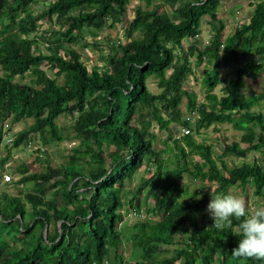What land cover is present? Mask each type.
Masks as SVG:
<instances>
[{"label":"trees","instance_id":"1","mask_svg":"<svg viewBox=\"0 0 264 264\" xmlns=\"http://www.w3.org/2000/svg\"><path fill=\"white\" fill-rule=\"evenodd\" d=\"M129 1L0 0V145H10L0 156V168L10 148L37 136L42 145L77 140L65 162H49L37 147V153L9 167L18 175L13 181L18 189L0 193V264H102L108 255L115 260L125 245L129 253L123 260L129 264H241L231 255L239 243L238 222L218 229L204 210L211 195L226 194L237 183L252 184L264 200V161L243 159L227 166L221 159L264 155V115L258 108L264 82L258 92L241 91L246 75L264 77V0L251 2L247 19L224 37L216 15L219 0H141L144 5L134 6L107 51L92 41L103 64L87 68L72 45L82 49L87 36L115 27ZM203 15L211 34L197 46ZM38 20L46 24L40 31ZM191 57L195 65L203 59L211 64L201 78L206 103L182 88L192 72ZM219 61L235 68L216 96L211 89L218 82ZM46 67L55 68L53 76ZM148 78L156 92L148 89ZM183 96L194 120L181 117ZM60 115L71 118L64 136L55 121ZM26 117L32 121L5 143L9 124ZM151 123L167 131L170 156L159 157L169 144L152 145ZM170 123L187 132L173 137ZM221 123H232L241 134L239 142L226 143L223 137L221 152L213 157L211 144L196 142L192 132ZM31 165L35 170L29 172ZM140 167L145 174L128 194L121 192ZM192 183L193 194L187 195ZM197 195L202 198L196 200ZM123 202L134 213L144 206L146 214L119 227Z\"/></svg>","mask_w":264,"mask_h":264},{"label":"rangeland","instance_id":"2","mask_svg":"<svg viewBox=\"0 0 264 264\" xmlns=\"http://www.w3.org/2000/svg\"><path fill=\"white\" fill-rule=\"evenodd\" d=\"M159 0H153V2H157ZM257 0H219L218 6L216 9V15L220 17L223 21V37L231 33L233 28L238 25L240 22L244 21L247 19L251 9H252V4L251 2H254ZM152 2V3H153ZM136 4L144 5V1L141 0H130L127 5L124 13L121 15V20L119 23L115 25V27L108 29V28H103L100 29L96 35L93 37L87 36L86 41L87 44L82 47V49L78 45H72L75 48H78L80 51V58L82 62L86 65L87 68H90L91 66L95 64L102 65L103 61L99 59L98 53L99 51L93 46L92 41L94 40L95 43L98 44V47L103 51H107L108 46L111 45L112 42H115L123 33L124 26L127 25L128 21L132 18L133 16V8ZM34 9L37 8V5L33 6ZM40 23L37 26L38 31L43 29L46 24L42 20H38ZM210 28H209V23H208V16L203 15L200 18V25H199V33L197 37L194 38V42L197 44V46H201L202 44L206 43L208 38L210 37ZM82 42V41H81ZM41 49H43L42 45ZM182 49H186V43L182 41L181 43ZM175 51V50H174ZM206 59H203L201 63L198 65L194 64V59L193 57L190 58V66L192 72L187 75V78L182 84V88L185 90H189L195 95V100L197 102H202L206 103L205 99V93H206V87L201 83V78L203 74V68L210 65H207L205 61ZM243 59L240 60L238 64L243 63ZM206 63V64H205ZM235 68V64L233 62H227L223 63L222 61H219L218 65L216 66V72H217V77H218V82L216 85L211 89V92H213L216 96L221 95L222 93V88L224 87L226 80L231 76ZM46 72L49 76H53V71H55V68L53 69H48L47 67L45 68ZM246 83L243 84L241 91L245 94H248L249 92H258L264 82V77L262 74H256L254 76L251 75H246ZM147 87L150 91L156 92L157 88L155 86L154 79L148 78L147 79ZM185 102L186 98L183 96L178 107L180 109V114L182 118H190L191 120H194L196 113L189 114L186 112V107H185ZM255 108V107H254ZM258 108L261 110V112L264 115V103L260 102L258 105ZM164 115V113H161ZM32 121L31 117H26L22 121L14 122L9 124V136L12 138L13 134L15 132H18L21 130L23 127H27V125ZM56 125L59 128V133L61 135H65L68 133L69 129V124L71 122V118L68 115H60L58 118H56ZM232 123H221V124H213L210 125L206 128H199L198 132L193 133V138L195 139L196 142H204V143H210L211 148L210 152L215 157L221 152V147H222V142L221 139L224 137L226 143H231L232 141H238L239 142V137L241 134L240 130L234 129L231 125ZM183 126L170 123L169 124V129L172 131L173 137H178L179 134L178 132L184 134L186 132V129L181 128ZM213 127L216 130H213ZM6 128V126H4ZM150 130L154 134V138L152 139V145L158 149H163L166 147L167 144H169V148L167 151H163L160 153L159 157L163 156H170L171 155V150L173 147V142H171L170 139L166 138L167 131L165 129H160L157 127L155 123L150 124ZM178 131V132H177ZM6 132V131H5ZM30 134V133H29ZM28 134V135H29ZM77 143L76 139H62L61 141H57L55 143L51 144H45L42 145L41 142H39V138H32L29 143H27L26 146H18L15 148H10L9 150V155L4 162L2 168H0V193L4 192L7 194H14L17 192V189L14 185V180L18 177L17 174L11 173L9 171V167H13L17 165L19 162L25 160L29 153L34 152L37 147H41V149L45 150L44 156L49 159V162L51 163H58V162H65L67 161L68 158V153H69V148ZM183 144V143H182ZM5 146H10L8 144H2L0 145V156H5L6 155V148ZM240 146H245L244 143L240 142ZM112 150V147L110 146L106 152ZM106 152L104 154H106ZM40 154V153H39ZM192 158L194 159L195 155H191ZM254 160L259 163L263 164L264 161V155L258 152H251L248 153L244 158L240 156H232V155H227L222 157L221 159L227 166H231L232 164H238L241 162L243 159L244 160ZM107 159V158H106ZM216 164L219 166L218 160H216ZM143 167H140L134 174L133 176L125 181V184L122 187L121 192L128 194L132 186H134L135 183L138 182L139 178L145 174V172L142 170ZM29 172H32L35 170V166L31 165L28 168ZM2 173H7L10 176V180L5 181L3 180V174ZM186 179L183 178V182ZM199 183L198 181H196ZM27 184V183H26ZM18 187H21L18 185ZM195 187V184H188L186 187V194L187 195H192L193 194V188ZM211 187H209L208 192L211 191ZM144 193V189L142 190V194ZM226 194H234L237 196H243L246 198L247 203H248V208L251 210L253 207H255L260 201L263 200L262 197L259 195L255 194L253 192V185L250 183H247L246 185L242 186L240 184H235L232 186L227 187L226 189ZM221 195V194H219ZM128 197V196H127ZM147 204L149 201H146ZM61 203V201H60ZM120 212L122 214V220L118 223L119 227L122 225H127L132 222H134L137 218L142 217L145 215V207L141 206L140 210L138 213H134V211L129 207V205L126 202H123V206L120 209ZM204 214H208L206 209L204 210ZM196 220L200 221L201 220V213L196 215ZM178 236H174L173 239H177ZM167 247V246H165ZM172 247V246H169ZM129 253V246L125 245V249L122 253L117 255V258L115 260H112V255H108V257H105L106 262L104 261L102 264H113V263H119V264H129L125 263V259ZM124 259V260H123ZM123 260V262H122ZM133 263V262H131Z\"/></svg>","mask_w":264,"mask_h":264},{"label":"clouds","instance_id":"3","mask_svg":"<svg viewBox=\"0 0 264 264\" xmlns=\"http://www.w3.org/2000/svg\"><path fill=\"white\" fill-rule=\"evenodd\" d=\"M5 135H9V132ZM3 140L5 142V138ZM2 174L4 180L7 173ZM201 198L199 195L195 197L196 200ZM206 211L218 229L230 228L234 221L238 222L239 243L231 252L234 258L240 260L241 264H247L248 260L264 261V200L249 210L243 196L211 195Z\"/></svg>","mask_w":264,"mask_h":264},{"label":"built area","instance_id":"4","mask_svg":"<svg viewBox=\"0 0 264 264\" xmlns=\"http://www.w3.org/2000/svg\"><path fill=\"white\" fill-rule=\"evenodd\" d=\"M186 132H187V129H186ZM4 138H5V143H8L11 139L9 135H4ZM9 179H10V176L8 174H4V180H9Z\"/></svg>","mask_w":264,"mask_h":264}]
</instances>
